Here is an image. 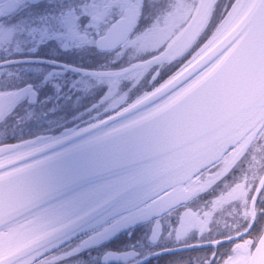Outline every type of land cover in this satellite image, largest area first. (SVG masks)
<instances>
[{"label":"snow or ice","instance_id":"obj_1","mask_svg":"<svg viewBox=\"0 0 264 264\" xmlns=\"http://www.w3.org/2000/svg\"><path fill=\"white\" fill-rule=\"evenodd\" d=\"M189 250L264 264V0H0V264Z\"/></svg>","mask_w":264,"mask_h":264},{"label":"flooded vegetation","instance_id":"obj_2","mask_svg":"<svg viewBox=\"0 0 264 264\" xmlns=\"http://www.w3.org/2000/svg\"><path fill=\"white\" fill-rule=\"evenodd\" d=\"M62 59L73 60L75 58L74 57H62ZM77 62H79V61H77ZM87 63H91V62L89 61ZM42 131H43V128L40 126V124L33 122L30 125H28L27 127H25L23 135H24L25 139H28V138H31L34 134H39ZM4 135L10 137L11 136V130L10 129L6 130L4 132ZM17 135L19 136L20 133L17 132ZM5 142L6 143H15V142H17V140L6 139ZM138 235H139V233H138ZM127 242H128L127 237L122 236L120 239L115 240L111 245H109V247L112 249H119V248H122L123 245ZM196 242L197 241H192V243H196ZM169 246L171 247L172 245H169ZM205 251L206 250H189V251L179 252L177 255L164 254V255H161L159 257H153L151 259V264H174V262L180 261L181 258H184L182 260V264H187V258H189V257L195 258L198 256H202V255H204Z\"/></svg>","mask_w":264,"mask_h":264}]
</instances>
